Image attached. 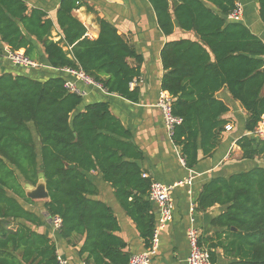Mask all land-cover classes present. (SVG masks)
I'll return each instance as SVG.
<instances>
[{"label":"trees","instance_id":"obj_1","mask_svg":"<svg viewBox=\"0 0 264 264\" xmlns=\"http://www.w3.org/2000/svg\"><path fill=\"white\" fill-rule=\"evenodd\" d=\"M149 1L165 34H172L177 23L199 36L168 41L161 52L166 71L161 87L173 97L174 114L183 119L171 138L186 166L195 167L201 152L212 155L220 144L229 107L217 98L218 91L227 87L247 111L250 134L237 144L242 158L259 157L263 164L211 178L196 209L225 206L214 219L225 228L217 235L225 238L214 246L224 248L230 264H264V140L253 135L264 115V41L242 22L227 18L236 0H176L173 8L169 0ZM258 1L264 22V0ZM75 8L76 0H62L57 23L63 36L55 41L53 21L44 12L27 14L24 1L0 0V55L6 44L9 51L41 60L39 43L50 67L82 69L108 93L137 101L139 89L131 84L140 79L142 54L103 18L98 19L99 36L88 38ZM64 75L42 80L0 70V264H57L55 243L38 229L46 221L26 206L34 200L25 184L36 185L40 173L49 192L44 208L49 216L62 218L63 237L86 235L80 253H88L91 264H127L131 256L117 234L113 209L94 198L98 190L89 177L92 171L111 184L146 246L151 245L156 228L148 199L151 179L143 176L130 131L107 102L78 111L83 97L67 91Z\"/></svg>","mask_w":264,"mask_h":264},{"label":"crops","instance_id":"obj_2","mask_svg":"<svg viewBox=\"0 0 264 264\" xmlns=\"http://www.w3.org/2000/svg\"><path fill=\"white\" fill-rule=\"evenodd\" d=\"M26 4L29 14L33 9H38L46 14L45 18L53 21L51 38L61 41L63 33L57 23V13L62 0H22ZM170 6L176 0H169ZM242 5V15L237 20L247 26L252 33L264 41V22L260 17V4L258 0H236ZM75 16L86 27V36L95 39L99 36V18H103L114 24L124 38L142 54L140 79L131 87L139 89L137 101L126 99L117 94L105 92L95 86L87 85L78 80V86L87 94L78 111H84L86 105L95 102H107L110 110L117 119L131 133V140L140 152L138 164L147 173L150 179L173 185L174 215L173 219L161 223V211L159 206L150 200L151 209L155 214L156 228L158 231V244L151 264H188L190 245L187 239V230L192 225L201 230V244L211 253L213 264H230L232 258L227 255L224 248L214 246L222 241L225 236L219 237L225 228L214 224V219L224 212L225 206L219 204L208 208L206 211H198L197 202L203 185L215 176H230L255 166L263 164V160L257 157L254 160L242 158V149L237 141L244 135L250 134L245 129L247 111L241 103L231 96L227 87H223L216 93L217 98L225 102L229 111L223 115L227 123L233 125L230 131L224 130L221 141L212 155L204 156L200 153L198 164L187 167L182 157L181 150L174 144L164 124L162 111L157 106L158 99L163 91L161 84L165 74L161 52L168 41L179 39L199 40V36L193 30L187 31L175 23L172 34H165L160 28L154 7L149 0H76ZM38 43V42H37ZM9 48L4 44L3 54L0 55L1 72H22L36 79H47L51 76H59L60 71L47 64V58L43 47L38 43V51L41 60L34 59L40 65L38 69L22 68L12 64L7 59ZM131 63L136 64L133 59ZM65 73L66 79L71 76ZM73 79V78H72ZM225 124V125H226ZM183 158V161H182ZM134 159V158H133ZM89 177L95 183L98 193L94 198L102 200L114 211L118 219L120 230L117 234L127 243L126 251L130 255L150 250L153 246H146L134 220L125 212L118 201L115 190L110 183L105 181L99 171H92ZM191 180L187 183V180ZM26 206L39 212L46 224L38 229L47 234L55 243L57 253L66 256L72 264H86L88 253H80L86 239L85 234L74 233L65 238L56 231L51 223V216L44 208V200ZM35 202V200H34ZM46 213H43L41 206ZM154 231V233H155ZM212 252L215 253L214 261ZM130 256V257H131Z\"/></svg>","mask_w":264,"mask_h":264},{"label":"built area","instance_id":"obj_3","mask_svg":"<svg viewBox=\"0 0 264 264\" xmlns=\"http://www.w3.org/2000/svg\"><path fill=\"white\" fill-rule=\"evenodd\" d=\"M242 11V5L240 3H236V8L230 14H228L227 18L230 20H238L242 15ZM7 59L16 66H22L26 68H36L40 66L37 61L20 51H8ZM64 72L71 76V78L67 79L64 83V86L69 93L76 94L81 97L86 96L87 92L78 86V80L84 82L87 85L95 86L107 92V90L101 83L97 82L93 77H91L82 69L64 68ZM157 106L162 111L165 127L169 136L171 137L176 126L181 124L183 119L180 116L174 114L173 97L169 94V92L164 90L161 92L157 102ZM232 129L233 125L231 123L225 125V130L230 131ZM253 135L260 140H264V115L260 120L257 129L253 132ZM143 176L150 177L147 173H143ZM190 181L191 180L189 179L186 182L189 183ZM173 192V185L165 184L154 179L151 180L149 195L151 200L159 206V209L161 211V223H166L173 219ZM51 223L54 229L56 231H59L62 226V218L59 215L51 216ZM201 233V230L194 225L189 227V229L187 230V239L190 245V254L187 258L188 264H213L210 251L201 244ZM157 244L158 231L156 230L153 237L152 248L146 252L132 255L127 264H151ZM57 264L72 263L66 256L57 253Z\"/></svg>","mask_w":264,"mask_h":264},{"label":"water","instance_id":"obj_4","mask_svg":"<svg viewBox=\"0 0 264 264\" xmlns=\"http://www.w3.org/2000/svg\"><path fill=\"white\" fill-rule=\"evenodd\" d=\"M262 71L264 72V67L262 68ZM69 167H74V164L69 165ZM25 189L27 196L33 200H47L49 198L46 180L42 173H40L36 185L25 184Z\"/></svg>","mask_w":264,"mask_h":264},{"label":"rangeland","instance_id":"obj_5","mask_svg":"<svg viewBox=\"0 0 264 264\" xmlns=\"http://www.w3.org/2000/svg\"><path fill=\"white\" fill-rule=\"evenodd\" d=\"M44 201H45V200H44ZM37 202H39V201H36V200H35L34 203L38 204ZM41 202H43V200H42ZM37 207H41V209L43 210L42 212H43V213H46V211L43 209V205H42V204H41V206H37Z\"/></svg>","mask_w":264,"mask_h":264}]
</instances>
